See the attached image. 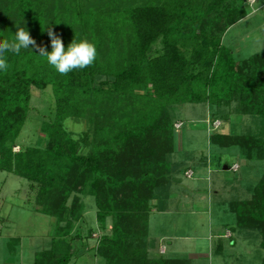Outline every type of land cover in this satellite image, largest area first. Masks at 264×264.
<instances>
[{
  "label": "trees",
  "instance_id": "trees-1",
  "mask_svg": "<svg viewBox=\"0 0 264 264\" xmlns=\"http://www.w3.org/2000/svg\"><path fill=\"white\" fill-rule=\"evenodd\" d=\"M206 1L146 0L118 8L117 0H101L81 8L77 0H0V12L6 13L0 40L12 39L13 28L22 23L49 52V30L65 49L74 39H86L97 50L91 66L67 75L59 74L32 46L18 55L5 53L9 67L0 71V171L29 182L38 213L66 221L32 264H72L78 257L74 245L87 247L93 231L88 230V238L81 236L85 204L75 196L67 205L77 193L93 199L101 231L111 222V234L93 247L94 257L104 264H188L153 254L148 240V216L165 209L170 176L186 173L169 159L179 146L176 131L182 128L174 127L176 114L186 104H205L213 127L218 119L227 122L224 110L236 102L241 120L264 117V108L256 114L251 110L264 93V55L237 61L222 43L229 28L246 17L244 0H234L236 8H224L228 0ZM33 87L51 88L53 122L43 148L15 153L8 146L28 119ZM68 119H87L89 127L74 138L64 127ZM209 142L264 161V139L254 132H216ZM85 148L87 154L82 153ZM229 207L235 229L260 234L264 250V175L249 198ZM19 242L7 245L10 255Z\"/></svg>",
  "mask_w": 264,
  "mask_h": 264
},
{
  "label": "rangeland",
  "instance_id": "rangeland-1",
  "mask_svg": "<svg viewBox=\"0 0 264 264\" xmlns=\"http://www.w3.org/2000/svg\"><path fill=\"white\" fill-rule=\"evenodd\" d=\"M77 1L81 8L87 7L90 2L92 4L101 2V0ZM134 1L141 3L146 0ZM134 1L117 0L116 6L123 8ZM204 1L206 0H197L202 4H205ZM263 1L244 0L243 10L246 17L232 30L229 28L222 38V43L234 53L237 61L257 54L264 55V11L256 13ZM223 6L236 8L237 1L228 0ZM5 14L0 12V24H2L1 18L6 17ZM18 24L29 31V26L26 24ZM8 27L11 30L10 23ZM13 29L17 31L16 26ZM256 80L257 83L260 82L259 78ZM263 108L264 93L258 95L251 105L252 113L255 114ZM236 109L238 108L235 102L230 109L224 110L228 115L227 122L218 119L216 122L219 128L216 131L212 129V125H208L213 115L207 105L186 104L175 116V124L182 122L183 125L176 131L175 142H179V146H176L172 160L171 157L169 159L171 163L185 167L187 172L190 171L188 168H191L193 176L189 179L185 174L171 175L168 182L170 187L167 189L169 198L165 203V209H162L164 211L153 210L148 216V240L154 250L163 244L168 249L167 253L164 255V248L159 249V252L166 257H171L172 253V258L186 259L189 261L188 264H263L264 262V250L260 248L262 242L260 234L247 230L237 231L235 218L225 213L226 208H230L231 202L250 197L253 187L264 175V161L249 160L237 148L221 150L211 146L209 142V136L216 132L228 135L250 131L258 135V138L264 139V117L257 115L241 120L237 117L238 110L235 113ZM53 118L54 98L51 88L39 90L33 87L28 119L15 143L8 147L15 153L26 147L43 148L47 140V127L53 122ZM64 127L74 138H77L88 129L89 124L87 119H68ZM210 127L212 130L208 131ZM88 150L85 148L82 153L87 154ZM235 167L237 171H231ZM75 196H79L86 207L81 236L88 238L89 229L93 234L87 240L85 249L74 245V249L78 250L76 254L78 257L72 259V264H104L101 257H94L93 247L98 246L97 243L104 235L111 234L109 229L111 222L107 221V230L101 231L96 222V207L93 199L77 193L68 199V206ZM37 211L38 207L34 204L29 182L0 171V264H32L36 253L50 248L56 227L66 226V221H59L55 217H48ZM225 228H231L232 239H230L231 233L225 232ZM223 231L227 240L219 237ZM213 237L215 239L218 237L216 243ZM14 239H19L20 242L15 246L17 253L10 255L7 245ZM234 243L236 245L233 247ZM215 244L223 247L224 252H215ZM226 252L232 253L227 256Z\"/></svg>",
  "mask_w": 264,
  "mask_h": 264
},
{
  "label": "clouds",
  "instance_id": "clouds-1",
  "mask_svg": "<svg viewBox=\"0 0 264 264\" xmlns=\"http://www.w3.org/2000/svg\"><path fill=\"white\" fill-rule=\"evenodd\" d=\"M17 31L12 39L0 40V71H7L9 65L5 56L6 52L20 54L21 49H30V46L37 48L39 55L46 57L47 63L59 74L67 75L73 70L84 69L91 66L96 57L97 50L94 44L86 39L72 43L65 49L63 41L53 31L49 30L51 38V52L36 44L29 31L25 27L16 25Z\"/></svg>",
  "mask_w": 264,
  "mask_h": 264
},
{
  "label": "crops",
  "instance_id": "crops-1",
  "mask_svg": "<svg viewBox=\"0 0 264 264\" xmlns=\"http://www.w3.org/2000/svg\"><path fill=\"white\" fill-rule=\"evenodd\" d=\"M259 11L262 13L263 11H264V1L263 2H261L260 3V7H259V10L256 12V13H259ZM235 26H237L236 24L234 25V26H232L231 27V29L230 30H232ZM228 34V33H227ZM226 38V37H225ZM200 105H205V104H200ZM188 170H190L191 171V168H188ZM225 213H229V214H231L230 212H229V210L226 208V211H225ZM232 215V214H231ZM233 216V215H232ZM234 218V217H233ZM234 223H235V221H234ZM226 231H228L229 233H231V238L230 239H232L233 237H232V230H230L229 228H225V232ZM216 233L217 234H219V231L218 230H216ZM219 237L221 238V239H228V238H225L224 237V231L222 232V234L221 235H219ZM213 239L215 240L214 242L216 243V240H218V237L215 239L214 237H213ZM152 242V241H151ZM233 243V242H232ZM152 245V244H151ZM211 245H213V243L211 244ZM236 245V243H234L233 244V247ZM162 248H164L165 250H164V255L167 253V248H165V246L162 244V245H160L158 248H157V250H154V248H153V246H152V253L153 254H160V252H159V249L161 250ZM224 248L223 247H219L217 244H215V252L217 251V253H223L224 252ZM17 252H16V250L14 251V253L13 254H16ZM216 253V254H217ZM227 253V256L228 255H230L232 252H226ZM171 255V257H172V253L170 254ZM21 259V258H20ZM18 262V261H17ZM16 264H19V263H16Z\"/></svg>",
  "mask_w": 264,
  "mask_h": 264
},
{
  "label": "built area",
  "instance_id": "built-area-1",
  "mask_svg": "<svg viewBox=\"0 0 264 264\" xmlns=\"http://www.w3.org/2000/svg\"><path fill=\"white\" fill-rule=\"evenodd\" d=\"M216 123H217V122H216ZM181 126H182L181 123H179L178 125L175 124V128H176V129H179ZM218 128H219V124L217 123V125H216V124L214 123V124H213V130H216V129H218ZM231 171L236 172V171H237V167L231 169ZM185 176H186L187 178L190 179V178L193 176V172H192V171H189V172L186 171Z\"/></svg>",
  "mask_w": 264,
  "mask_h": 264
}]
</instances>
